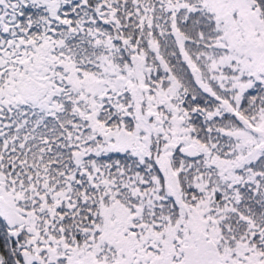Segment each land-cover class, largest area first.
<instances>
[{
    "label": "snow or ice",
    "instance_id": "6c2138e0",
    "mask_svg": "<svg viewBox=\"0 0 264 264\" xmlns=\"http://www.w3.org/2000/svg\"><path fill=\"white\" fill-rule=\"evenodd\" d=\"M0 264H264V0H0Z\"/></svg>",
    "mask_w": 264,
    "mask_h": 264
}]
</instances>
